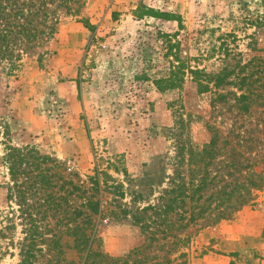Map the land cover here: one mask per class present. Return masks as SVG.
<instances>
[{"label":"rangeland","instance_id":"1","mask_svg":"<svg viewBox=\"0 0 264 264\" xmlns=\"http://www.w3.org/2000/svg\"><path fill=\"white\" fill-rule=\"evenodd\" d=\"M259 2L86 0L71 14L58 9L52 37L24 55L14 76L0 74V125L8 127L11 143L33 145L57 159L67 179L99 199L92 249L122 258L117 264H264V185L252 202L225 216L226 183L241 181L248 170L245 162L239 168L230 161L251 156L253 170L264 169V107L253 105L237 118L254 141L232 158L223 137L237 121L233 109L223 102L211 106L215 92L231 87L201 93L188 73L177 88L159 91L153 83L169 71L159 31H178L184 60L208 72L219 70L221 61L206 51L230 30L243 59L264 57V28L245 27L243 20L244 8L253 11ZM158 12L180 17L181 29ZM214 128L217 152L196 155ZM2 153L0 144V210L6 211L9 177ZM95 168L100 186L92 190ZM78 194L61 207L73 212L75 222L82 217L78 211H88ZM148 204L154 207L143 211ZM139 215L141 223L134 219ZM19 231L18 225L9 234L15 242ZM62 245L67 260L77 262L83 254L75 234L64 236ZM16 253L0 239V264H16Z\"/></svg>","mask_w":264,"mask_h":264},{"label":"trees","instance_id":"2","mask_svg":"<svg viewBox=\"0 0 264 264\" xmlns=\"http://www.w3.org/2000/svg\"><path fill=\"white\" fill-rule=\"evenodd\" d=\"M85 1L0 0V74L14 76L22 66L24 55L52 37L58 23V9L71 14L83 7ZM244 9L245 27L264 28V0H260L253 11ZM156 17L177 21L181 29L182 23L178 16L158 12ZM158 34L161 39L159 47L163 51L162 56L169 65L168 75L153 80L159 91L180 87L184 75L188 73L201 93L212 88L231 87L226 93L215 92L211 106L216 102L229 103L235 119L240 117L241 113H250L253 105L264 107V57L254 55L247 60L243 59L235 30L218 35V45L213 44L206 51V56L216 54L221 61L220 69L216 72H208L204 67H199L198 64L190 65L184 60L182 43L177 39L178 31L173 33L159 31ZM244 36L251 39L253 37L247 33ZM251 48L258 50L256 47ZM218 141L219 131L214 128L209 143L195 154L200 157L205 154L214 155L217 152ZM253 141L251 131L245 129L238 119L232 122L231 128L223 137V144L229 145L232 158L241 157L238 147L246 148ZM0 144L3 145L2 164L9 177L7 183L9 210H0V239H7L8 247L17 249L16 264H88L89 259L90 264L101 261L103 264L111 262L117 264L122 260L113 259L103 251L92 249L97 233L92 214L100 213V201L95 199L93 194L85 195L88 191L86 187L67 179L62 163L49 155L41 154L33 145H13L9 139V129L4 125H0ZM242 162H245L244 167L248 169L243 179L226 183L229 189L225 191L228 205L225 216L252 202L254 191L264 185V169L258 173L253 170L257 164L253 157H245L243 161L233 159L229 166H241ZM100 174L101 172L95 168L94 175L89 176L91 184L89 189L99 188ZM75 191L79 192L78 197L84 195V201L80 205H85L89 211H78L77 216H82L79 222H75L71 217L73 212L66 213L61 209L62 205H68V197ZM153 207L148 204L142 207V210ZM50 219H54L53 226ZM134 219L141 223L143 216H135ZM18 225L21 235L15 242L14 237H9V234H15ZM74 234L78 239L77 247L83 253L77 262L65 258L62 245L64 236ZM140 250L141 248L133 250V255L140 253ZM132 257L134 260V256L129 259ZM127 258L128 256L123 261L126 262ZM136 264L144 263L139 261ZM149 264L163 262L154 261Z\"/></svg>","mask_w":264,"mask_h":264},{"label":"crops","instance_id":"3","mask_svg":"<svg viewBox=\"0 0 264 264\" xmlns=\"http://www.w3.org/2000/svg\"><path fill=\"white\" fill-rule=\"evenodd\" d=\"M206 258H207V257L205 256V258H204L203 260H206Z\"/></svg>","mask_w":264,"mask_h":264}]
</instances>
